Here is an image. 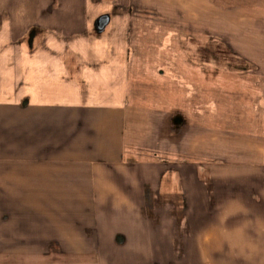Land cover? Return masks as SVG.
I'll return each instance as SVG.
<instances>
[{"label":"crops","instance_id":"0c3cea01","mask_svg":"<svg viewBox=\"0 0 264 264\" xmlns=\"http://www.w3.org/2000/svg\"><path fill=\"white\" fill-rule=\"evenodd\" d=\"M0 264H264V0H0Z\"/></svg>","mask_w":264,"mask_h":264},{"label":"water","instance_id":"95a60500","mask_svg":"<svg viewBox=\"0 0 264 264\" xmlns=\"http://www.w3.org/2000/svg\"><path fill=\"white\" fill-rule=\"evenodd\" d=\"M107 22H108V17L104 16V17L99 18L96 22V28L99 31H102Z\"/></svg>","mask_w":264,"mask_h":264},{"label":"rangeland","instance_id":"374dc122","mask_svg":"<svg viewBox=\"0 0 264 264\" xmlns=\"http://www.w3.org/2000/svg\"><path fill=\"white\" fill-rule=\"evenodd\" d=\"M230 63H234L235 62V60H228ZM225 63V62H224Z\"/></svg>","mask_w":264,"mask_h":264}]
</instances>
